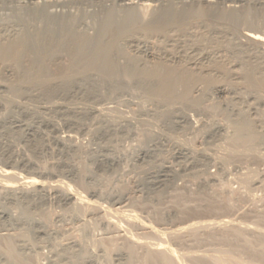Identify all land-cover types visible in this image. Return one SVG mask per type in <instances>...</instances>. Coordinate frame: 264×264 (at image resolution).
I'll list each match as a JSON object with an SVG mask.
<instances>
[{"label": "bare ground", "instance_id": "obj_1", "mask_svg": "<svg viewBox=\"0 0 264 264\" xmlns=\"http://www.w3.org/2000/svg\"><path fill=\"white\" fill-rule=\"evenodd\" d=\"M122 1L126 9L110 10L91 24L85 17L72 14L68 0H0V146L7 145L6 141L10 143L17 132L26 142L34 139L48 142L50 137L47 135L52 134L53 144L66 154L72 152L75 153L72 156H76L81 145L79 139L90 137L92 143L97 138L102 141L101 145L97 144L99 149L84 148L81 158L87 162L90 158L85 156H93L94 161L118 168L124 161L119 140L135 128L142 136L150 138V145L137 151L135 161L155 160L167 148L171 152V157L163 160L153 169L155 171L149 170L145 174L148 189L159 191L180 172L198 168L207 159L206 154L198 155L197 149L188 148L190 145L186 147L187 142L181 140H193L198 134L194 125H199L196 122L202 124L203 118L199 115V119L194 118L176 108L179 105L199 108L206 106L204 101L209 102L215 95H229L231 98L225 102L226 109L232 113V121L228 122L224 117L225 122L214 120L208 140L216 145L224 135H232L225 138L228 141L223 139L231 147L228 148L232 157L242 159L248 152L257 150L259 154L260 147L264 149V8L259 10L257 4H250L241 14L236 9L222 10L216 16L218 21H212L210 13L220 0H202L206 3L204 10L194 8L198 0H174L182 8L174 2L164 3L154 9L148 21H144L133 10L134 6H129L132 0ZM142 1L161 4L167 0ZM221 1L235 7L245 0ZM25 2L30 5H23ZM216 79H225L226 83L230 80V83L205 82ZM231 80L246 83H231ZM134 92L142 96L148 94L157 101V104L153 102L142 108L138 118L158 121L160 111L174 109L175 116L166 122L169 127H163L161 132V128L152 127L144 120L134 123L122 120L124 117L116 120L115 114L109 112L112 110L108 109L107 102H112L114 96L126 98ZM134 96L138 97L133 94L132 98ZM100 103H106L101 108L109 114L100 113ZM245 109L247 114H244ZM138 124L144 128L140 130ZM165 131L173 133L176 139ZM113 137L112 142L110 138ZM8 147L12 145L8 144ZM25 161L19 167L0 168L3 177L0 179L3 181L0 182L3 192H0L3 195L0 199V236L5 239L4 255L8 258L7 263L0 261V264H35L30 253L34 249L40 252L42 246L50 250L47 264H98L101 256H106V249L94 254L83 241L96 233L90 234L91 227L86 219L92 216L82 210L92 208L95 200L79 196L76 189L75 193L63 182L64 177L55 173L25 172L20 168L28 164ZM67 167L73 170L77 163L71 162ZM89 174L92 175V171ZM69 176L85 187L94 180L85 182L84 175H74L72 171L68 172ZM142 189L143 185H135L129 198ZM51 199L65 208L64 214L57 219L62 224L61 229H52L46 221L49 205L53 203ZM127 200L116 199L111 206L123 212ZM70 221L79 227L81 239L70 236L68 230L73 226ZM232 231L236 237L242 236L240 229ZM34 239L42 241L37 250L28 242ZM107 239H112L111 235ZM134 240L130 239L127 245L116 250L119 264H180L175 251L167 247H155L153 251L148 248L145 256L141 253L142 257ZM261 257L264 262V254Z\"/></svg>", "mask_w": 264, "mask_h": 264}, {"label": "rangeland", "instance_id": "obj_2", "mask_svg": "<svg viewBox=\"0 0 264 264\" xmlns=\"http://www.w3.org/2000/svg\"><path fill=\"white\" fill-rule=\"evenodd\" d=\"M69 1L71 9L69 10L72 14L78 17H85V19L91 24L101 17V15L102 17L105 16L110 10H124L127 8L122 0H68V2ZM171 2H174L176 6L178 5L174 0L163 1V4H160V2L154 4L150 1L132 0L129 6L131 8L134 6L133 10L137 12L141 20L148 21L154 9L161 7L164 3ZM224 2L225 1L220 0L215 3L214 9L209 16L212 21H218L216 16L218 12L222 10L236 9L239 10V14H241L248 9L250 4H252V6L257 4L256 7H258L259 10L264 8V0H245L242 3L236 4L235 7H231L233 4L230 2V4L227 3V1L225 4ZM22 4L30 5L29 2ZM205 5L206 3L202 2V0H198L193 6L194 8L197 7L196 9L200 8V10H204L206 7ZM178 7L182 8L181 5H178ZM223 80L225 79H220V81L219 79L206 80L205 82L212 81L211 83L213 84H221V82L226 83V80ZM235 81L231 80V83H239L241 80H238L237 82ZM227 83H230V80L229 82L227 81ZM244 83H246V81L243 82L242 80L240 84L243 85ZM203 86H201V88ZM133 94L138 97L135 98L136 96H134L135 99L132 98ZM139 95L140 94L134 92L130 95L128 94V96L126 95V98L119 97V101L116 96H114L112 99L115 102L111 99L112 102H107V104H105L109 106L108 109L112 110L109 112L115 114V119L118 117L121 120L124 117L122 120L128 121L129 123L144 120L152 127L155 126L156 128H161V132L164 131L163 127H169L166 125V122H168L173 115L175 116L176 112L174 109H163L160 111V117L157 116L159 122L152 118L143 119L142 117H137L144 107L151 105L153 102L157 104L156 99L150 97L148 94L143 96L140 95L142 98ZM217 96L218 95L213 96L207 103L204 101L206 106L203 105L199 108H189L184 105H179V107L176 108L177 110L190 113L194 118L198 117V115L200 118H203L204 122L202 121V124L196 122L199 125H194V128L197 126V136H195L193 140H188L187 138V141H185L184 138H181V140L185 143L187 142L186 144L182 142L186 147L187 145H190L188 148L197 149L196 152L198 155L206 154L205 157H207V159H205V161L203 160L200 166L198 165V168L192 169L191 171L189 170L188 172H180L181 174L174 180L161 186L159 191L148 189L145 182V174L149 170L152 171L157 168L163 160L169 159L171 157V152L167 148L159 156L160 158L158 157L155 160L151 159L144 162L135 161L137 151L150 145V138L144 135L142 136V133L136 131L135 128L130 129L122 140L121 138L119 140V143L121 142L119 145L121 147H119L121 150L120 153L124 158L123 164L118 166L119 169L113 165H105L101 164L100 161H94L93 156H85V158H90L87 162L81 158L84 148L87 149V147L92 146V149L95 151L99 149L98 147L101 145L102 141L97 138L96 141L94 140L92 143L90 142V137H87L88 139L86 140L79 139L80 141L78 140V143L82 146H79L77 155L72 156L75 153L71 152L70 155H68L65 151H62L60 147L58 148L55 143H52V134L51 136L47 135V138L50 137L47 139L48 142L40 139L26 142L21 139V133L19 132L12 135L13 139L12 141H9L10 143L14 141L12 144L6 141L7 145L0 146V168L7 169L11 166L13 168L17 166L19 167L22 163L26 162L25 160H27V163L30 165L27 164L26 166L24 165L25 167H20L25 172L38 174L41 170V172H45V174L55 173L62 178L64 177V181H62L66 184L68 183L74 192L77 190V192L80 193L79 196L83 197L85 200H88L89 198V200L92 201L98 200V202H93L95 205L92 208L90 206L82 209L84 214L92 216L91 219L87 216L88 219L85 218L88 225L91 227L90 234L96 232L93 233L94 236H89V239L83 240L84 243L90 246V249L94 254H98L101 249H106L107 252L106 256H101L98 264H119V258L117 257L118 252H116V250L118 248L119 250L123 248L127 245L130 239L133 240V238L136 239L133 243H135V241L137 242L136 248L139 251L137 252L140 253L142 257L144 253L147 254L149 249V251H153L155 247L156 249L167 247L175 251L180 264H264V262L261 261V256L264 254V149L260 147L262 151L260 150L259 154L257 153L258 150L256 152L250 151L248 152L249 155L247 153V157L235 159L231 155L229 149L231 147L227 142H223L224 140L228 141L232 135H224V140L220 138L216 141L217 146L215 145V142L211 143V141L208 140L207 137L213 129L214 120L218 119L220 120L219 122H225V118L228 122H231V119L233 118L232 113L226 109L227 103L225 102L231 97L229 95H227V97L226 95ZM120 98L122 101H120ZM108 103L110 104L108 105ZM115 103L119 105H116ZM103 104L100 103L98 107L100 108V113H107L108 110L104 107L105 110L101 108V106H105V104ZM244 111V114H247V110L245 109ZM109 112L107 114H109ZM0 115H2L1 111ZM140 126L141 125L138 127ZM143 128V126L140 127V130ZM165 132L167 133L169 131ZM46 134H49V131H47ZM169 135H173L174 139L177 137L170 132ZM173 137H171V139ZM110 139L113 142L115 138L113 137ZM220 140L221 143H217ZM209 143L210 145H208ZM8 144L12 145V147H8ZM194 145L196 147H194ZM201 146L205 147L201 149ZM71 162L77 163V167L73 170L67 167ZM32 166H34L35 169H31ZM178 170H182V168H178ZM70 171H72L74 175L75 173L84 175L83 179L85 182H90L92 178H94V180L88 184V187H85L77 182L74 177H68V172ZM91 171L92 175L89 174ZM119 172L123 177L121 174L119 175ZM2 178L3 177L0 175V179ZM0 182L2 183L3 181L0 180ZM137 184L143 185L144 190L142 189V192L140 193L137 192L135 197L131 196V198H129L132 188ZM0 192L3 193L1 190ZM1 193L0 199L3 198ZM119 198L129 199L127 200L128 203L126 202L127 205L125 204L126 206L122 209L123 212L116 211L113 206H111L114 201ZM130 199L132 200L131 202H129ZM51 202H53L52 199ZM96 204L99 206L98 208ZM49 206V211L46 215L47 223L51 225L50 227L52 229L63 228L62 224L58 222L57 219L64 214L65 208L63 206H58L54 202ZM12 210L18 213V210L13 207ZM103 213L106 215L104 216ZM106 220L108 222L111 220V222L107 224ZM71 221L70 224L72 223ZM103 221L108 227L107 225H104L105 223ZM224 221L226 222L224 223ZM71 225H73V223ZM96 225L98 226L96 227ZM113 225L118 226L114 228ZM73 226L72 228L70 226V229L68 230L70 231V236L81 239V233L79 232V229H77L79 227H77V225ZM192 229L194 230L192 231ZM239 229L242 233L241 237H236L232 234V230L238 231ZM176 230L178 231V234ZM106 232L109 235H107ZM110 235L112 239H107V236L110 237ZM28 242L32 246H35L36 250L37 247L42 244V241L35 239L33 241L28 240ZM3 243H5V239L0 236V244L2 246L0 247V261L7 263L8 258L4 255L6 246H4ZM59 243H62L61 240H59ZM45 247L43 248L42 246L40 252L35 251L34 249V252L30 253L35 264L48 263L47 256L49 255L50 250L47 246Z\"/></svg>", "mask_w": 264, "mask_h": 264}]
</instances>
